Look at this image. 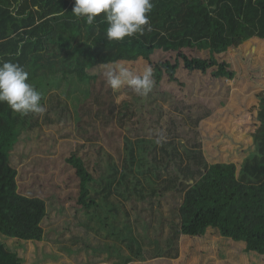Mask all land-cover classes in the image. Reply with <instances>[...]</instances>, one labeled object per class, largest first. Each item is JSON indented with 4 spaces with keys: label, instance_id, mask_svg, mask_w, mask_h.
Returning <instances> with one entry per match:
<instances>
[{
    "label": "trees",
    "instance_id": "1",
    "mask_svg": "<svg viewBox=\"0 0 264 264\" xmlns=\"http://www.w3.org/2000/svg\"><path fill=\"white\" fill-rule=\"evenodd\" d=\"M151 3V31L145 25L142 34L108 40L104 14L89 25L73 15L74 0H0V62L25 68L45 108L21 115L0 103V264H24L8 239L45 249L31 264H59L66 255L95 264L115 252L123 264H173L183 237L210 229L264 260V223L224 215L226 192L216 189L207 204L196 201L194 213L182 204L210 170L201 124L216 107L192 91L180 96L163 87L187 85L178 76L182 65L223 82L235 79L231 51L264 40V0ZM141 60L153 68L146 95L108 86L106 65ZM62 81L65 92L58 89ZM256 97L255 148L234 165L243 188L264 186V89ZM228 102L219 99L218 107ZM111 133L123 137L122 147ZM219 163L231 162L213 168ZM26 176L34 184L22 187ZM67 202L74 220L48 225L51 211L63 213Z\"/></svg>",
    "mask_w": 264,
    "mask_h": 264
},
{
    "label": "rangeland",
    "instance_id": "2",
    "mask_svg": "<svg viewBox=\"0 0 264 264\" xmlns=\"http://www.w3.org/2000/svg\"><path fill=\"white\" fill-rule=\"evenodd\" d=\"M231 55L238 72L235 79H228L223 82L214 78L210 73L189 72L182 65L178 71V76L187 84L184 88L174 82L165 81L163 83L165 89L173 91L177 95L193 96L189 94V91H192L195 94L194 97L198 96L210 103L211 106L216 107L213 116L201 124L210 170L207 176L192 185L191 189H194V192L190 188L188 189L190 191H186L187 194L185 193L182 204L186 200L188 211L194 213L197 210V204H207L206 200L212 202L215 199V190L219 189L221 192H226L224 199L228 200L230 204L224 215L241 218L244 214L248 221L257 222L256 225H259L264 223V186L241 187L234 179V165L239 167L243 159L255 148L252 134L256 126L254 118L258 104L256 94L264 89V40L247 41L240 50L231 51ZM124 64L136 71H141L145 66H148V62L143 60ZM228 87L231 88L229 95ZM58 89L65 92L67 84L64 81L60 82ZM226 97L229 99L228 104L225 107H218L219 99ZM111 129L112 132L116 131L112 127ZM111 137L118 146H123L122 136L111 133ZM215 162L231 163H219L220 166L213 168ZM224 174L229 175V179ZM18 183L22 187L21 183L26 187L34 184L31 176H26L24 180H19ZM65 207L66 211L63 213L51 211L48 225L53 219L60 223L74 220L70 203L67 202ZM12 212L18 216V219L25 218V212L19 208H12ZM189 214L191 215V213ZM26 237L30 240L38 239V237L33 238L31 235ZM43 237L44 229L39 240H42ZM0 238L3 239V236ZM5 241L12 249L19 252L24 259V264H31V260L39 257L42 254L41 251L45 250L33 243L23 246L14 239ZM244 245V243L226 239L217 230L210 229L203 237H183L181 255L172 262L173 264H264L262 258L245 253ZM53 249L56 250V253L60 252V248L57 249L56 246ZM58 260L59 264H78L77 261L67 255L64 258H58ZM102 260L95 264H123L117 252L111 258L106 255V259ZM84 264L91 263L87 259ZM128 264L149 263L134 260Z\"/></svg>",
    "mask_w": 264,
    "mask_h": 264
},
{
    "label": "clouds",
    "instance_id": "3",
    "mask_svg": "<svg viewBox=\"0 0 264 264\" xmlns=\"http://www.w3.org/2000/svg\"><path fill=\"white\" fill-rule=\"evenodd\" d=\"M153 7L151 0H74L73 15L83 18L91 25L95 18L104 14L107 23L106 38L123 40L134 34L144 32L149 24V13ZM29 73L16 62H0V103H6L10 109L21 115L42 114L45 108L41 104L42 95L28 81ZM106 83L113 90L129 87L138 95H146L153 87V68L148 65L136 71L124 63L106 65L103 71Z\"/></svg>",
    "mask_w": 264,
    "mask_h": 264
}]
</instances>
